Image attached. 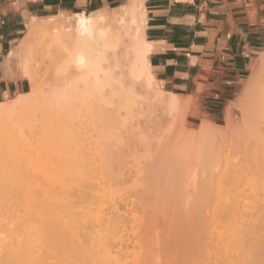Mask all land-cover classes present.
I'll return each instance as SVG.
<instances>
[{
    "label": "bare ground",
    "instance_id": "obj_1",
    "mask_svg": "<svg viewBox=\"0 0 264 264\" xmlns=\"http://www.w3.org/2000/svg\"><path fill=\"white\" fill-rule=\"evenodd\" d=\"M118 8L115 12L74 14L63 21L51 17L53 22L48 24L33 20L27 40L17 44L15 51L28 50V39L37 37L40 29H51L39 41L46 49L52 45L61 48L60 54L46 61L49 95L41 92L31 75L32 93L50 104L62 100L70 86L80 102H85L86 95L98 98L91 102L98 128L96 138H90L95 145L89 181L61 182L56 190L42 189V195L27 192L17 197L21 203L16 200L28 215L50 212L58 219L63 211L81 208L76 214L81 213L88 222L73 238L70 252L63 257L58 250L34 256L25 253L19 241L8 240L0 243V264H124L122 259L129 261L126 254L140 247L145 250L140 249L143 257L137 255L129 264H264V179L253 180L256 183L252 181L251 191H247L242 189L243 178L231 173L238 167L231 171V166L223 168V174L215 175L213 169L216 163L219 167L220 156L218 162L200 171L206 176L199 184L189 183L196 172L177 152L184 151L191 139L184 125L177 126L174 119L183 100L178 94L165 93L153 76L142 1ZM61 74L64 83L60 82ZM257 75L245 87L252 99L244 105L247 119L243 129L255 135L254 152L264 158V83L260 86ZM137 83L141 84V95L145 94L141 101ZM161 106L166 109L162 116L157 113ZM145 107L150 114L143 124L140 118L145 116ZM120 109H125V114ZM122 113L125 116L121 117ZM206 122L203 129L212 126ZM174 154L181 164L177 159L173 163ZM221 181L226 182V189ZM88 213H92L89 220Z\"/></svg>",
    "mask_w": 264,
    "mask_h": 264
},
{
    "label": "rangeland",
    "instance_id": "obj_2",
    "mask_svg": "<svg viewBox=\"0 0 264 264\" xmlns=\"http://www.w3.org/2000/svg\"><path fill=\"white\" fill-rule=\"evenodd\" d=\"M116 8L118 7L109 8L107 12H115ZM88 13L93 14V12ZM65 17V15L61 14L52 18H56V21H63ZM50 19L51 17L48 16L34 21L48 24V22H53ZM28 28L21 40H27ZM50 30L48 27L40 29L37 37L28 39L30 44L28 50L17 52L15 51L16 45L11 55L7 57L4 75L9 82H13L15 85L8 89L7 92L0 94V101L3 102L0 104V243L8 240L19 241L20 248L27 254L34 256L46 255L50 254L51 250H58L63 257L64 254L66 255V253L70 252V246L74 243L73 238L83 232V224L88 222L81 218V213L76 214L77 211L80 212L81 208L77 207L76 211H73L74 213L63 211L59 214L61 219H58L57 214L50 212L40 215H28L25 213V209L20 207V204H16V200L21 203L18 199L19 196L27 192L42 195V189H44V192L56 190L61 182H72V180L78 182L82 179L85 180L84 182L89 181L88 177L92 171L91 153L95 145L94 140L92 141L91 139L96 138V128H98L97 118L95 117L96 120H93V116H96V113L93 115L91 110L94 105L92 103L97 101L98 98L88 95L83 96L85 102L81 101V105V98L76 97V91L70 86H68L66 95L62 100L50 104V101L45 103L44 98H36L33 95L31 75L36 77V82L42 88L41 92L49 95V85L45 79L46 61L50 60L52 56L61 53V48L57 45L49 46L51 48L46 49L39 43ZM13 52L18 54L14 55L12 54ZM262 74L264 75V50L255 59L250 74L244 77L242 85L231 100L227 102L223 113L218 116L217 120L210 119L205 115L204 103L193 100L191 97L184 98L181 96V100H183L181 108L175 112L174 119L178 124L177 126L184 125L183 127L186 128L191 140L190 142L188 140L189 143L187 144L188 146L186 145L185 150L177 152V155L181 154L182 158L185 157L186 164L185 162L184 164L187 165L189 162L188 164L192 165L193 173L196 172L195 175H192L193 180L189 181V183L192 182V185L195 186L197 182L198 184L200 183L199 180L206 176V172L201 176L200 171L211 167L212 163H216L220 156V163L222 164L220 165L219 163L217 168L218 165L216 163L215 168L217 169H213L215 175L217 172L222 173L223 168L224 171L231 166V169H229L231 171L232 168L238 167V169L232 170L231 173L236 172L237 174L233 173V176L243 178L244 185L242 189L244 188L247 191H251L250 186L253 180L259 182L260 179H264V158L254 152L255 135L244 132L245 130L243 129V123L247 119L244 105L246 106L247 102L252 99L251 97L250 99L248 98L245 89L246 84L253 78V75H257V77L259 76L258 78H261L259 80L260 86H262L263 84L261 83H264ZM63 76L61 74L60 82L62 83L65 81ZM140 87L141 84L137 83L136 89L139 93L137 97L141 101L145 99V94L141 95L143 90ZM162 90L165 93H169L164 89ZM92 99H94L93 102ZM230 107L232 109L230 115H228L227 111ZM145 109V116L140 118L143 124L150 114V110L146 107ZM120 110L122 111L123 109ZM165 110V107H158L157 113L161 116L165 115ZM123 113L125 114V111ZM123 113L121 117L122 115L125 116ZM205 120L207 122L210 121V123ZM203 122H206L207 126H210L209 124L212 126L209 129H203ZM233 124H236L235 128ZM237 130H240V132ZM92 134L94 137L91 136ZM247 135L252 136V139ZM236 136L238 139L235 138ZM235 139L238 141L236 142ZM232 140L235 141L232 142ZM229 150L234 153H230ZM213 151L216 152L214 153ZM242 152H244V155ZM225 154H228V156H225ZM173 156L174 159L173 157L170 159H173L174 163L177 157L175 159L176 154ZM235 156L236 158L234 159ZM225 159H227L226 164L224 162ZM252 161H259L260 163L256 162V164L252 163ZM180 162L177 164H181ZM35 173H37V178ZM229 176L232 177L230 174ZM35 182H38L39 185H36ZM221 182L225 184L221 183L226 189V182ZM261 182L264 183V180ZM189 187L191 188L188 185ZM105 211H109L108 207H105ZM90 214L88 213V220L90 219ZM88 230L85 229V232ZM112 245L115 244L112 242ZM135 249L136 252L131 251L126 254L128 255L126 257L129 260L128 262L125 261V258L122 259L125 262L124 264L132 263L137 255H139L137 256L138 258H141L142 252H145L144 248L141 249V251L143 250L141 253L139 248ZM51 260H56V258H51Z\"/></svg>",
    "mask_w": 264,
    "mask_h": 264
},
{
    "label": "crops",
    "instance_id": "obj_3",
    "mask_svg": "<svg viewBox=\"0 0 264 264\" xmlns=\"http://www.w3.org/2000/svg\"><path fill=\"white\" fill-rule=\"evenodd\" d=\"M132 1L0 0V94L15 85L4 75L7 57L30 22ZM141 1L145 38L151 44L148 61L158 85L204 103L205 115L217 120L264 50V0Z\"/></svg>",
    "mask_w": 264,
    "mask_h": 264
},
{
    "label": "trees",
    "instance_id": "obj_4",
    "mask_svg": "<svg viewBox=\"0 0 264 264\" xmlns=\"http://www.w3.org/2000/svg\"><path fill=\"white\" fill-rule=\"evenodd\" d=\"M2 83L0 82V93L2 92ZM25 91H27V90H25Z\"/></svg>",
    "mask_w": 264,
    "mask_h": 264
}]
</instances>
